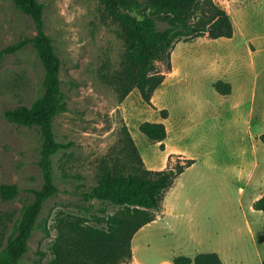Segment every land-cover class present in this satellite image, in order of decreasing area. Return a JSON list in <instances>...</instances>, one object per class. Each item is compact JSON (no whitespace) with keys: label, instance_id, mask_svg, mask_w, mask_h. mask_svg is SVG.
Returning <instances> with one entry per match:
<instances>
[{"label":"rangeland","instance_id":"374dc122","mask_svg":"<svg viewBox=\"0 0 264 264\" xmlns=\"http://www.w3.org/2000/svg\"><path fill=\"white\" fill-rule=\"evenodd\" d=\"M37 1L44 5V31L61 59L67 109L55 117L53 128L67 148L53 156L59 191L45 201L20 264H47L53 258L59 219L99 227L97 217L117 210L88 201L81 192L97 184L102 158L119 155L124 125L146 165L161 168L160 144L139 131L145 121L165 123L166 145L185 150L195 162L166 192L175 212L136 233V258L141 264H160L216 252L223 264H264V214L253 208L264 194V144L259 139L264 133V0H215L229 14L233 36L177 41L171 52L175 71L166 73L155 90L154 106L137 89L119 102L110 81L121 69L123 37L99 0ZM35 33L29 15L11 0H0V49ZM157 68L165 65L157 63ZM42 79L43 67L31 44L0 61V184L20 189L13 200L0 198L1 245L10 233L8 216L16 218L32 200L31 190L43 183L38 129L9 123L2 111L29 106L42 94ZM217 81L229 83L231 93L219 94ZM161 109L168 111L167 121Z\"/></svg>","mask_w":264,"mask_h":264},{"label":"trees","instance_id":"16d2710c","mask_svg":"<svg viewBox=\"0 0 264 264\" xmlns=\"http://www.w3.org/2000/svg\"><path fill=\"white\" fill-rule=\"evenodd\" d=\"M15 7L29 15L36 33L0 49V61L25 45L31 44L43 67L42 94L29 105L5 108L2 116L18 126L36 127L41 137L39 166L43 183L32 189L33 198L24 204L16 218L8 216L10 233L0 244V264H20L28 249V240L37 227L38 216L47 199L57 194L54 182L53 156L67 148L56 140L53 128L55 117L66 111L61 91V59L51 38L44 31V5L37 0H11ZM103 13L117 24L122 32L124 52L121 69L110 81L115 86L119 102L134 89L141 99L151 105L155 90L165 74L172 71L171 52L179 40L206 36L210 39L231 38L234 28L227 11L215 0H99ZM157 63L165 65L164 70ZM221 95L231 93V85L223 81L214 84ZM163 119L168 111L160 110ZM139 131L152 142L167 137L163 122H142ZM118 156L102 158L98 164L97 184L82 191L84 199L97 200L117 206L112 214L97 217L100 226L80 225L79 222L59 219L60 229L51 245L53 258L47 264H125L131 261V242L135 233L156 219L162 201L175 180L195 160L170 154L161 170L146 168L140 152L124 125ZM259 139L264 144V133ZM20 192L15 184H0V198L13 200ZM253 208L264 214V194L253 202ZM60 226V227H59ZM173 264H223L216 252L197 253L193 258L177 256Z\"/></svg>","mask_w":264,"mask_h":264},{"label":"crops","instance_id":"0c3cea01","mask_svg":"<svg viewBox=\"0 0 264 264\" xmlns=\"http://www.w3.org/2000/svg\"><path fill=\"white\" fill-rule=\"evenodd\" d=\"M175 71V69H173V71H171L170 73H173ZM164 81H165V79H164ZM163 81V82H164ZM128 97V96H127ZM154 95L152 96V98H151V101L153 102V104H154ZM168 115H169V113H168ZM170 118V116L168 117L167 116V118H165L164 120L165 121H167V119H169ZM165 124V123H164ZM165 127H166V130L168 131V127L165 125ZM167 138V137H166ZM166 138L164 139V141H163V144H164V149H163V151H164V155H163V164H162V166H161V168L159 169V170H161V169H163V168H165L166 167V163H167V158H168V155H170V154H177V155H181V156H183L184 158H190L191 159V157L190 156H188L186 153H185V150H181V149H179V148H176L174 145H166ZM158 144H160V143H158ZM139 150V149H138ZM140 155H141V157H142V159H143V161H144V164H145V166H146V168H148V169H150L147 165H146V160L143 158V155L140 153ZM243 169V168H242ZM241 169V172L242 173H244V171ZM151 170H154V169H151ZM168 191V190H167ZM261 196V195H260ZM260 196H258V198L260 197ZM166 197V193H165V196H164V198H163V201H162V209H161V211H160V213L157 215V217H156V219L155 220H153L152 222H150V223H153V222H155V221H157L158 220V218L161 216V217H167L168 215L167 214H169L170 212L173 214L174 212H175V207L172 205V204H170V203H168L167 202V199L165 198ZM188 206V205H187ZM150 223H148V224H150ZM148 224H146V225H148ZM145 226V225H144ZM143 226V227H144ZM142 227V228H143ZM141 229V228H140ZM139 231V230H138ZM137 231V232H138ZM136 232V233H137ZM136 233H135V235L133 236V238H132V242H131V250H132V258H131V261H130V264H141V262L136 258V256H135V253H134V244H133V241H134V238H135V236H136ZM165 262H167L168 264H173L172 263V261H162L160 264H163V263H165Z\"/></svg>","mask_w":264,"mask_h":264}]
</instances>
